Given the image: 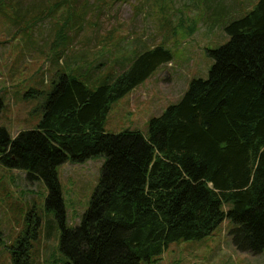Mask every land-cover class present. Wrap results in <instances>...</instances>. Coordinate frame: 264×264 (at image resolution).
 I'll return each mask as SVG.
<instances>
[{
    "label": "trees",
    "instance_id": "trees-1",
    "mask_svg": "<svg viewBox=\"0 0 264 264\" xmlns=\"http://www.w3.org/2000/svg\"><path fill=\"white\" fill-rule=\"evenodd\" d=\"M66 26L61 40L69 38ZM225 29L230 38L211 50L209 76L193 78L178 102L151 117L147 135L106 132L105 124L114 102L171 61L163 45L138 52L94 87L61 69L35 127L12 137L0 126V160L47 185V209L62 228L63 264H142L172 242L204 238L226 219L236 224L237 249L264 250V0ZM101 155L106 161L90 207L70 228L57 166ZM19 249L25 254L28 246Z\"/></svg>",
    "mask_w": 264,
    "mask_h": 264
},
{
    "label": "rangeland",
    "instance_id": "rangeland-1",
    "mask_svg": "<svg viewBox=\"0 0 264 264\" xmlns=\"http://www.w3.org/2000/svg\"><path fill=\"white\" fill-rule=\"evenodd\" d=\"M257 1L0 0V126L12 137L35 127L43 114L39 106L61 69L75 71L94 87L108 73L125 70L138 52L163 45L172 51L171 61L114 102L105 124L106 132L147 135L151 117L178 102L193 78L209 76L215 62L211 50L230 38L225 26ZM77 14L82 18L73 23ZM66 23L69 38L61 40ZM105 161L101 155L57 166L66 226L76 227L90 207ZM47 195L42 178L0 160V264H15L16 257L23 258L21 264H63L62 228L47 209ZM235 225L226 219L204 238L172 242L142 264H264V250L253 254L236 248ZM19 244L28 246L25 254Z\"/></svg>",
    "mask_w": 264,
    "mask_h": 264
}]
</instances>
